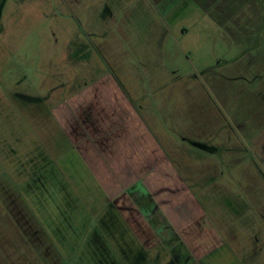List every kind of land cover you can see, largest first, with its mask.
I'll return each instance as SVG.
<instances>
[{"label": "rangeland", "instance_id": "rangeland-1", "mask_svg": "<svg viewBox=\"0 0 264 264\" xmlns=\"http://www.w3.org/2000/svg\"><path fill=\"white\" fill-rule=\"evenodd\" d=\"M95 89L119 134L99 181L61 125ZM259 144L264 0L1 7L0 264H193L194 193L229 231L202 264H264Z\"/></svg>", "mask_w": 264, "mask_h": 264}, {"label": "flooded vegetation", "instance_id": "flooded-vegetation-1", "mask_svg": "<svg viewBox=\"0 0 264 264\" xmlns=\"http://www.w3.org/2000/svg\"><path fill=\"white\" fill-rule=\"evenodd\" d=\"M20 1L21 0H0V9L6 3L18 4ZM93 93V96L81 103L78 107L79 110L76 111L74 115L70 114V117L65 119L66 122H62L61 125L64 128V133L73 150L82 159L86 167L95 175L97 181H99V178L95 174L93 164L97 163V157L100 153H114L113 147L115 146V140L119 134L116 133L118 129L114 126V121H112L109 115L100 108V96H98L97 89H95ZM193 199L203 212V217L201 218L205 219L203 221L200 218L196 220L194 228H190L193 232L192 236L195 235L196 239H201L203 236L208 235L211 238L210 242H207V244H198L195 249L190 250L188 261H192L195 258L193 264H202L201 260L203 257L211 255L218 248H222L226 245V240H229L226 234H228L229 231L226 230L227 232L224 233V230L220 231L217 229L216 225L212 224L211 220L206 216V212L202 208V205L198 202L196 193H194ZM195 226L199 227V229L196 230ZM178 237H181L180 233H178ZM179 241L182 243V240ZM156 245L146 248L147 250H151ZM200 248H204L206 251H204L203 255L197 257L196 251ZM167 251L169 262L171 261L169 264L181 263L180 260L183 258L182 255H178L177 253L174 256L172 251L168 249Z\"/></svg>", "mask_w": 264, "mask_h": 264}, {"label": "crops", "instance_id": "crops-1", "mask_svg": "<svg viewBox=\"0 0 264 264\" xmlns=\"http://www.w3.org/2000/svg\"><path fill=\"white\" fill-rule=\"evenodd\" d=\"M242 77H243V76H242ZM257 91H259V90H257ZM261 108H262V106H261ZM257 150H258V151H263V152H264V144H259Z\"/></svg>", "mask_w": 264, "mask_h": 264}]
</instances>
